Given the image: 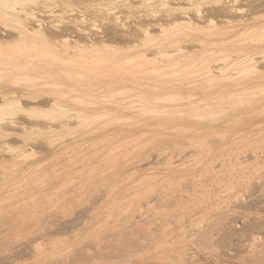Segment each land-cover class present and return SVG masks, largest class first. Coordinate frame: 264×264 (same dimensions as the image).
<instances>
[{"label": "rangeland", "instance_id": "374dc122", "mask_svg": "<svg viewBox=\"0 0 264 264\" xmlns=\"http://www.w3.org/2000/svg\"><path fill=\"white\" fill-rule=\"evenodd\" d=\"M26 1H29L28 5L31 8L29 7L28 11L31 14H35L37 18L44 22L48 23L50 21V25H56L55 27L59 29L73 26L82 27V30L86 29L85 31L88 30L87 32L91 33L105 32L108 43L119 49L121 47V50H124L125 54L123 56L125 58L128 57L130 52L138 53L140 50L139 45H141L142 33L136 26L139 20L141 23L150 24L157 19H161V16L157 17L158 14H156V17H149L152 11L150 7L153 5L154 0ZM30 2L33 6L30 5ZM171 2L174 3H171L172 8L175 7L173 8L174 11L184 10L188 3L187 1L180 3ZM246 2L247 0L234 2L232 10L237 14L233 13V16H236V18L241 17V15L245 17L251 16L254 18L253 23L257 25H253V29L239 28L237 31L227 34V37L225 36L228 39L226 45L230 46L231 49L225 50L223 54H230V56L233 54L234 56L232 55L224 62L223 60L220 61L217 64V72L211 78H204L201 71H198L201 66L196 63L185 62L177 67L171 61L160 63L159 61L161 60H157L154 62L152 59L155 56L150 51L152 54L150 52L147 53V63H137L136 60H131L130 62L129 58L122 61L116 60L117 63L110 68L102 70V74H94L92 72L93 67H91L93 65L87 64L85 66L86 71L84 70L86 76L84 83L86 86L80 92L69 93L64 91L61 82L57 79H53L54 81L52 79L39 81L43 87L41 92L42 100L40 101L44 103H39L40 101H38V107L36 104L23 101L25 107L22 111H19L20 117L27 116L30 119L33 118L32 120H39V124L45 123V126L52 127L50 129L48 127L43 128L44 124L41 126L37 122L38 126L31 125L35 128L32 127L33 129H30L31 126L27 127L29 131L8 128L6 130L7 133L2 131V135H0V137H4H1V139L5 143L0 144L1 147L10 150L8 152L6 150L0 152V264H49L50 261H52L50 264H145V261L149 264L153 262L162 263L159 257L163 253L173 255V259H177L175 261L171 259V263L182 259L184 261L186 256V262L190 259L189 261H196L197 264H264V136L254 138V135L250 134L248 137L247 135L249 134L246 132L250 129L247 115L251 118L258 116V113H260L258 118L264 115V44L255 43L252 45L250 42L254 38L264 39V4H262L264 0H261L257 7L251 9L248 8L249 6ZM44 5L48 6L47 9L44 8ZM49 5L52 7L50 8ZM46 10H48V13ZM0 21H2L1 17ZM70 21L74 22L71 23ZM121 30L126 37L122 35ZM118 31L121 32V35H119ZM150 32V44L159 43L163 39L162 33L157 27L150 28ZM127 33L133 34V37H128ZM172 34L173 30L168 29L166 36H171ZM242 45H247L248 48L246 47L244 52L250 59L255 61V68H251V65L247 62L241 61L242 56L240 54L243 53L237 52L235 48L238 49ZM32 46L26 45V51H30V54H36L42 58L45 56L46 59L49 58L57 62L58 59L43 54L45 51L44 47L37 48ZM126 52L129 53L127 54ZM257 59L259 60L257 61ZM162 60L165 61L166 58ZM125 77L140 81L141 84L150 85L154 88H141V90L134 92L115 91L109 89L108 85L103 88H97L96 86L101 81L106 84L108 79H122ZM95 79H99V82L95 81ZM34 81L27 79L22 82L27 84L37 83V80ZM74 82L72 80V83ZM52 83L55 85L52 86ZM178 83L184 84V87L180 90L172 87ZM240 86L243 88H240ZM51 101L57 102L56 108L51 107L53 106ZM258 105H261L263 109ZM247 106L251 113L243 116L241 114L239 119L237 118L238 115H233L232 117L230 116L231 118L223 119L224 121L220 120L225 114L239 110L245 111ZM250 114L252 116H249ZM242 117H244V121H242ZM231 119L235 120V122H232ZM66 120L68 122L65 127L61 129V127L57 126L58 122ZM228 121L231 122L228 123ZM54 124L55 127L57 126L56 128L53 127ZM192 125L201 126L202 129L182 128ZM221 125L225 126L222 127ZM46 130H49V133ZM62 130L63 132H61ZM198 131L201 132L199 133ZM60 136L61 139H59ZM207 141L209 142L207 143ZM56 142L61 145H57ZM216 142H219V144ZM38 143L40 144L38 145ZM43 143H45V146ZM50 143L55 146L51 152L46 147V144ZM258 145L261 147L260 149ZM207 151L210 152L208 153ZM194 152L197 154H193ZM11 153L15 154V160H12ZM211 153L212 155H210ZM185 154L187 159L184 157ZM188 154L192 157L194 156L193 158L201 154L199 159L204 160L198 161L202 163L203 167L198 161L199 164L196 160L194 162L190 155L191 158L187 156ZM202 154L207 155L202 157ZM245 154L246 157L244 158ZM252 155L253 158H251ZM176 156L180 157L178 159L179 162L176 161L179 164L181 163L180 161H188L185 164L183 161L181 166L178 163L176 165L174 164L176 158H178ZM229 158H234L238 161L229 160ZM13 161H15V167H18L20 162L28 166L32 163L33 167L30 165L29 173H27L28 171L23 172V174L18 171L12 172L10 168L14 165ZM236 162H239L238 165L244 162L241 164L243 168L240 165V169L239 167L235 169L234 166H238ZM209 163L212 166L214 165V167H209ZM230 163H234V166L230 165ZM256 163L259 168L253 166ZM197 164L200 168L202 167L204 174L197 172L199 171L195 169V167L198 168ZM207 164L209 165L207 166ZM224 164L226 165L225 167ZM24 165L20 163V166ZM84 165L89 166V168L81 170L80 168ZM178 165L182 168L184 167V169L179 168ZM205 165L207 168L204 167ZM54 166L58 167L57 170H53L55 169ZM168 166H170L169 169ZM229 166H233L232 170H230L231 168L229 169ZM135 167H138V169H135ZM171 167L176 169L174 168L173 171ZM177 168L180 170H177ZM204 168L210 170L207 172L209 175ZM226 168L227 171H225ZM211 170L214 171V176ZM245 170L248 172H245ZM255 171H258V173ZM229 173L231 175L233 173V175L231 176ZM211 174L213 177H211ZM217 174H220L219 178L215 176ZM204 175L209 176L207 177L208 180ZM32 176L33 178H31ZM191 177L194 179L193 181ZM197 177L200 179L199 182L196 180ZM27 179L29 180L26 181ZM225 180H227L228 184H226ZM40 181L45 185V196L52 198L48 200L47 198L42 199L43 201L11 202V198H15L24 190H28L27 195H33L34 193V195L39 196ZM214 190L215 192H213ZM196 191H200V193ZM175 193V198H182L177 203L168 202L171 204L169 205L164 201L168 197L171 198ZM218 202L220 203L218 204ZM168 215L171 217H168ZM161 221H163V225L160 224ZM227 222L230 224L228 225ZM196 227L202 231L198 238L194 236V232L198 230ZM168 230L170 233H168ZM223 230L225 232L222 233ZM173 232H176V234ZM182 234L190 238L188 240L187 238L184 239ZM179 235H182L183 238ZM174 236H178L182 240L178 237L175 240ZM193 236L195 240H193ZM166 237L170 242L165 241ZM172 238L174 241H171ZM162 241L163 245L167 242L164 249L162 248L163 245H161ZM217 242L221 243L218 244ZM22 243L26 244L23 245ZM17 245L26 248L23 251L24 253L16 254L19 248L18 246V248L16 247L17 250L15 249ZM154 253H158V255H154ZM176 253H180L181 256L179 257L183 258H177L178 254L176 255ZM150 257L153 260L155 259V261L150 260ZM197 257H200L201 261L205 259L206 262L205 260L200 262ZM157 260L158 262H156Z\"/></svg>", "mask_w": 264, "mask_h": 264}, {"label": "bare ground", "instance_id": "6f19581e", "mask_svg": "<svg viewBox=\"0 0 264 264\" xmlns=\"http://www.w3.org/2000/svg\"><path fill=\"white\" fill-rule=\"evenodd\" d=\"M171 1L175 2V3H180L182 1H187V7H185L184 10L180 11H174L173 7L171 6ZM239 0H154L153 5H151V16L149 17H160L161 19H157L156 21L147 24V23H141V21L139 20V22L136 24L138 30L142 33V39L140 40L141 45H139L140 50L138 51V53H132V52H126L127 54L129 53L128 57H124L123 55L124 50H121L116 46H114L111 43H108V38L104 33H91V32H87L85 30H82L79 27H73V26H68V27H64L62 29H59L57 27H55L56 25H50L49 22H44L43 20L37 18V16H35V14H31L30 11H28V8L30 7L29 1L26 0H0V17L2 18V21H0V135L2 131L6 132V130L8 128L11 129H22V130H28V126L31 125H37V122L35 120L30 119L29 117H20V112L22 111L23 108L25 107V103H23V101H28L30 103L36 104V106L39 105V103H42V84H40L39 81H47L49 79H52V81H54L55 79L59 80L61 82L62 88L64 89V91L69 92V93H73V92H80L81 89L84 90L85 88V74H84V70H85V66L87 64H92L93 69L92 72L94 74L100 73L102 74V70L110 68L112 66H114V64H116V60H124L129 58L130 62L131 60H136L137 63H147L148 60V52H152L155 56V58L152 59V61H159L160 63H164V62H170L173 63V65L179 67L182 63L185 62H192V63H196L197 65L201 66L200 70L201 74L203 75L204 78H211L213 76V74H215V72H217L216 68H217V64H219L220 61L223 60L226 61L228 58L232 57V53L230 51V53L232 54L230 56V54H223L225 53V50L227 49H231L230 46L226 45L228 39H226V35L227 34H231V32H235L237 31L239 28H246V29H253V25H257L255 23H253L254 18L253 17H245L242 16L241 17H237L233 16V13H235V11L232 10V5L234 4V2H238ZM35 2V1H34ZM261 2V0H247V4H248V8H255L258 6V4ZM33 3V2H32ZM37 3V2H36ZM39 3V2H38ZM132 3V2H131ZM137 3V2H136ZM46 4V3H45ZM174 4V3H172ZM237 4V3H236ZM264 4V3H262ZM31 5V2H30ZM36 5V4H35ZM55 5V4H54ZM179 5V4H178ZM181 5V4H180ZM33 6V5H31ZM37 6V5H36ZM47 9L48 6L44 5ZM263 6V5H262ZM49 7L51 8L52 6L49 5ZM261 7V6H260ZM31 8V7H30ZM33 8V7H32ZM71 8V7H70ZM134 8V7H133ZM35 9V8H34ZM37 9V8H36ZM39 9V8H38ZM107 9V8H106ZM30 10V9H29ZM32 10V9H31ZM45 10V9H44ZM49 10V9H48ZM48 10L47 13H48ZM235 10V8H234ZM245 10V9H244ZM33 11V10H32ZM38 11V10H37ZM121 11V10H120ZM237 11V10H236ZM241 11V10H240ZM113 12V11H112ZM122 12V11H121ZM33 13V12H32ZM46 13V12H44ZM49 13H51V11H49ZM148 13V14H149ZM83 14V13H82ZM98 14V13H97ZM237 13H235L236 15ZM239 14V12H238ZM47 15V14H46ZM45 15V16H46ZM49 15V14H48ZM145 15V14H144ZM240 15V14H239ZM253 15V14H252ZM41 16V15H40ZM95 16V15H94ZM66 20V19H65ZM145 20V19H144ZM67 22V21H66ZM71 22V21H70ZM74 22V21H72ZM71 22V23H72ZM55 23V22H54ZM64 24V23H63ZM70 24V23H69ZM71 25V24H70ZM74 25V24H73ZM77 26V25H76ZM153 27H157L158 30H160V32L162 33V37L163 39H161L159 41V43L156 44H150V40H151V32H150V28ZM110 28V27H109ZM115 28V27H114ZM262 28V27H260ZM135 29V28H134ZM168 29H172L173 30V34L171 36H166V33L168 32ZM259 29V28H258ZM91 30V29H90ZM89 30V31H90ZM104 30V29H103ZM106 30V29H105ZM112 30V29H110ZM116 30V29H115ZM119 30V29H118ZM113 31V30H112ZM243 31V30H242ZM249 31V30H246ZM245 31V32H246ZM251 31V30H250ZM119 35H121L120 33L123 31L121 30L118 31ZM171 33V32H170ZM240 33V32H239ZM244 33V32H243ZM248 33V32H247ZM255 33V32H254ZM257 33V32H256ZM259 33V32H258ZM115 34V33H114ZM118 34V33H117ZM128 34V37L132 36L133 34ZM118 35V36H119ZM123 36L126 37V35H124V33L122 34ZM251 35V34H250ZM115 36V35H113ZM226 36V37H225ZM244 36V35H243ZM246 36V34H245ZM259 36V35H258ZM117 37V36H115ZM121 38V36H119ZM133 37V36H132ZM235 37V36H234ZM242 37V36H241ZM118 38V37H117ZM124 38V37H122ZM252 38V37H249ZM126 39V38H125ZM128 39V38H127ZM238 39V38H237ZM131 40V39H129ZM233 40V39H232ZM235 40V39H234ZM119 42V41H118ZM123 42V41H122ZM244 42V41H243ZM251 44L254 45L256 44H264V39H251ZM26 45H33L34 47L37 48H45V51L43 52L44 55L47 56H51L54 57L57 60V62L54 60H50L49 58L46 59V57L44 56V58L40 57L39 55L36 54H30L29 52L26 51ZM32 46V47H33ZM232 46V45H231ZM239 46V45H238ZM249 46V45H248ZM259 46V45H258ZM247 45H242L241 47H239L238 49L235 48V50L237 52H242L243 54H240L242 57V62L244 63H248L251 65V68H255L256 66L254 65L255 61L250 59V57H248L246 55V52H244V50H246ZM264 47V46H263ZM248 48V47H247ZM28 49V48H27ZM36 49V48H35ZM34 49V50H35ZM123 49V48H122ZM196 49V50H193ZM33 50V49H32ZM37 50V49H36ZM39 50V49H38ZM43 50V49H42ZM228 51V50H227ZM150 52V53H151ZM248 52V51H247ZM251 52V51H250ZM42 53V52H40ZM149 53V54H150ZM151 53V54H152ZM227 53V52H226ZM171 54V55H170ZM235 54V53H234ZM239 54V53H238ZM250 54V53H249ZM253 54V53H252ZM251 55V54H250ZM234 56V55H233ZM237 57V56H236ZM234 57V58H236ZM163 58H166V60H162ZM253 58V57H252ZM52 59V58H51ZM255 59V57H254ZM259 59H257L258 61ZM128 61V60H127ZM256 61V62H257ZM129 62V63H130ZM133 62V61H132ZM149 62V61H148ZM123 63V62H122ZM127 63V62H126ZM252 63V64H251ZM125 64V63H124ZM128 64V63H127ZM156 64V63H155ZM121 65V64H120ZM130 65V64H129ZM163 65V64H161ZM186 65V64H185ZM249 65V66H250ZM124 66V65H123ZM133 66V65H132ZM137 66V65H136ZM170 66V65H169ZM190 66V65H189ZM219 66V65H218ZM248 66V65H247ZM134 67V66H133ZM138 67V66H137ZM114 68V67H113ZM160 68V67H159ZM165 68V67H163ZM161 68V69H163ZM170 68V67H169ZM132 69V68H131ZM142 70V69H141ZM160 70V69H159ZM86 71V70H85ZM115 71V70H114ZM119 71V70H117ZM89 72V71H88ZM122 72V71H121ZM125 72V71H124ZM128 72V71H127ZM139 72V71H138ZM143 72V71H142ZM157 72V71H156ZM219 73V72H218ZM92 74V73H91ZM118 74V73H117ZM136 74V72H135ZM106 75V73H105ZM196 75V74H195ZM120 76V74H119ZM126 76V75H125ZM133 77V76H132ZM66 78V79H65ZM89 78V77H88ZM135 78V77H134ZM33 80V82H35L34 80H37V83H33V84H27L25 82H22L24 80ZM54 79V80H53ZM143 79V78H142ZM72 80L75 81L74 83H72ZM97 79H95L96 81ZM99 80V79H98ZM97 80V81H98ZM21 81V82H20ZM29 82V81H27ZM50 82V81H49ZM99 82V81H98ZM43 83V82H42ZM48 83V82H47ZM53 84V83H52ZM60 84V83H59ZM41 85V86H40ZM55 84H53L52 86H54ZM105 85H108L109 89L115 90V91H139L141 90V88L144 89H150V88H154L153 86L150 85H143L140 83V81H134L131 78H122V79H108L107 83H103V81L99 82V84H96L97 88H103ZM45 86V85H44ZM95 86V85H92ZM56 87V86H55ZM90 87V86H89ZM174 89L176 90H180L184 87L183 83H178L172 86ZM53 88V87H52ZM240 88H243L240 86ZM245 88V87H244ZM56 89V88H54ZM87 90V89H86ZM90 90V89H89ZM260 90V88H259ZM250 91V90H249ZM132 93V92H131ZM256 93V92H255ZM259 93V92H258ZM67 94V93H66ZM133 94V93H132ZM135 94V93H134ZM142 94V93H141ZM254 94V93H253ZM231 95V94H230ZM259 95V94H257ZM252 96V94H251ZM260 96V95H259ZM226 97V96H224ZM210 98V97H209ZM249 98V97H248ZM252 98V97H251ZM261 98V96H260ZM236 99V98H235ZM209 101H211L210 99H208ZM38 101H40L38 103ZM218 101V100H217ZM233 101V100H232ZM239 101V100H238ZM247 101V100H246ZM53 103V106L56 108L57 107V102L56 101H51ZM260 102V101H259ZM44 103V102H43ZM215 103V102H214ZM223 103V102H222ZM221 103V104H222ZM27 104V103H26ZM196 104V103H194ZM198 104V103H197ZM210 104V102H209ZM238 104V103H237ZM247 104V102H246ZM32 105V104H31ZM45 105V104H44ZM63 105V104H62ZM61 105V106H62ZM191 105V104H189ZM34 106V107H36ZM59 106V105H58ZM94 106V105H92ZM209 106V105H208ZM227 106V105H226ZM232 106V105H231ZM242 106V105H241ZM261 106V105H258ZM33 107V105H32ZM39 107V106H38ZM49 107V106H48ZM47 107V108H48ZM214 107V106H213ZM216 107V106H215ZM243 107V106H242ZM252 107V106H251ZM62 108V107H61ZM191 108V107H189ZM246 108V107H245ZM243 108V109H245ZM257 108V107H256ZM255 108V109H256ZM260 108V107H258ZM262 108V106H261ZM36 109V108H35ZM53 109V108H52ZM193 109V108H192ZM203 109V108H202ZM251 109V108H250ZM263 109V108H262ZM28 110V109H27ZM48 110V109H47ZM51 110V109H50ZM199 110V109H198ZM212 110V109H211ZM214 110V109H213ZM218 110V109H217ZM261 110V109H260ZM259 110V111H260ZM31 111V110H30ZM59 111V110H58ZM179 111V110H178ZM229 111V110H228ZM234 111V110H233ZM248 111V112H247ZM254 111V110H253ZM264 111V110H263ZM262 111V112H263ZM19 112V113H18ZM56 112V111H55ZM212 112V111H211ZM257 112V111H256ZM261 112V111H260ZM25 113V111H24ZM29 113V112H28ZM33 113V112H32ZM40 113V112H39ZM45 113V112H44ZM70 113V112H69ZM81 113V112H80ZM188 113H190L188 111ZM224 113V112H223ZM237 113V114H235ZM251 113V110L245 109V111H236L234 113H228L225 114L220 120L222 121L223 119H227L228 117L231 118L233 115H238V119L239 116H243L244 114H249ZM254 113V112H253ZM264 113V112H263ZM23 114V113H21ZM47 114V113H46ZM181 114V113H180ZM212 114V113H211ZM256 114V113H255ZM28 115V114H27ZM61 115V114H60ZM187 115V114H186ZM216 115V114H215ZM260 115V113H258V116L255 117H248V115L246 116L248 118V126H250L249 130L246 131L249 135H247L248 137L250 136V134L254 135V138L257 137H263L264 136V115L260 118H258ZM32 116V115H31ZM39 116V115H38ZM193 116V114H192ZM231 116V117H230ZM240 116V118H241ZM249 116H252L251 114ZM70 117V116H69ZM76 117V116H75ZM79 117V116H78ZM235 117V116H234ZM72 118V117H71ZM196 118V117H195ZM201 118V117H200ZM244 117H242V121ZM50 119V118H49ZM70 119V118H68ZM93 119V118H92ZM96 119V118H95ZM203 119V118H202ZM201 119V120H202ZM71 120V119H70ZM69 120V121H70ZM102 120V119H101ZM124 120V119H123ZM129 120V119H128ZM174 120V119H173ZM193 120V119H192ZM216 120V119H215ZM232 120V119H231ZM87 121V120H86ZM120 121V120H119ZM197 121H199V119H197ZM224 121V120H223ZM40 122V121H39ZM38 122V124H39ZM42 122V121H41ZM45 122V121H44ZM58 122V121H57ZM68 122V120L66 121H60L58 122V127H65V125H67L66 123ZM226 122V121H225ZM231 121H228V123ZM232 122H235V120ZM238 122V121H237ZM241 122V121H240ZM247 122V121H246ZM98 123V122H97ZM203 123V122H202ZM222 123V122H221ZM227 123V122H226ZM245 123V122H244ZM26 124H30V125H26ZM43 128L48 127L49 129L52 126H45V123ZM42 124L40 123L39 125L42 126ZM49 124V123H48ZM47 124V125H48ZM51 124V123H50ZM88 124V123H87ZM138 124V123H137ZM218 124V123H217ZM237 124V123H236ZM26 125V127H25ZM129 125V124H128ZM212 125V124H211ZM227 125V124H226ZM229 125V124H228ZM38 126V125H37ZM56 126V127H57ZM139 126V125H138ZM210 126V125H209ZM222 127H224L223 125H221ZM246 125V127H248ZM28 127V128H27ZM33 126L30 127V129ZM55 127V124L54 126ZM55 127V128H56ZM67 127V126H66ZM83 127V126H82ZM86 127V126H85ZM91 127V126H90ZM194 128L195 130H200L202 129L201 126H197V125H192V126H188V127H182V128ZM245 127V126H243ZM242 127V128H243ZM27 128V129H26ZM35 128V127H33ZM32 128V129H33ZM54 128V129H55ZM73 128V127H72ZM168 128V127H167ZM191 128V129H192ZM214 128V127H213ZM226 128V127H225ZM10 129V130H11ZM47 129V128H46ZM59 129V130H61ZM66 129V128H65ZM81 129V128H80ZM89 129V127H88ZM99 129V128H98ZM164 129V128H163ZM21 130V131H22ZM56 130V129H55ZM54 130V131H55ZM58 130V129H57ZM241 130V129H240ZM247 130V129H246ZM18 131V130H17ZM29 131V130H28ZM41 131V130H40ZM49 133V130H46ZM71 131V130H70ZM186 131V130H185ZM225 131V130H224ZM26 132V131H25ZM58 132V131H57ZM63 132V130L61 131ZM65 132V131H64ZM199 132V131H198ZM201 132V131H200ZM199 132V133H200ZM7 133V132H6ZM39 133V132H38ZM60 133V132H59ZM68 133V132H67ZM113 133V132H112ZM119 133V132H118ZM166 133V132H165ZM183 133V132H182ZM198 133V134H199ZM238 133V132H237ZM5 134V133H4ZM9 134V133H8ZM55 134V133H53ZM58 134V133H57ZM69 134V133H68ZM74 134V133H71ZM91 134V133H90ZM164 134V133H163ZM185 134V133H184ZM189 134V132H188ZM241 134V133H240ZM245 134V133H244ZM7 135V134H6ZM10 135V134H9ZM52 135V134H51ZM62 135V134H61ZM87 135V134H86ZM89 135V134H88ZM118 135V134H117ZM179 135V134H178ZM224 135V134H223ZM228 135V134H227ZM230 135V134H229ZM246 135V134H245ZM65 136V135H64ZM135 136V135H134ZM2 138H4L3 136H1ZM0 137V144H5ZM6 137V136H5ZM53 137V135H52ZM82 137V136H81ZM80 137V138H81ZM129 137V136H128ZM143 137V136H142ZM163 137V136H162ZM218 137V136H217ZM222 137V136H221ZM225 137V136H224ZM49 138V137H48ZM54 138V137H53ZM66 138V137H65ZM76 138V137H75ZM79 138V139H80ZM168 138V137H167ZM173 138V137H172ZM253 138V136H252ZM52 139V138H51ZM50 139V140H51ZM59 139H61V136L59 137ZM136 139V138H135ZM157 139V138H155ZM160 139V138H159ZM174 139V138H173ZM224 139V138H223ZM228 139V138H227ZM260 139V138H258ZM257 139V140H258ZM54 140V139H53ZM164 140V139H163ZM208 140V139H207ZM219 140V139H218ZM238 140V139H237ZM264 140V139H263ZM5 141V140H4ZM26 141V140H25ZM33 141V140H32ZM30 141V142H32ZM44 141V140H42ZM111 141V140H110ZM188 141V140H187ZM186 141V142H187ZM206 141V140H203ZM210 141V140H209ZM207 141V143L209 142ZM250 141V140H249ZM8 142V141H5ZM28 142V141H27ZM34 142V141H33ZM51 142V141H50ZM65 142V141H64ZM165 142V141H164ZM193 142V141H192ZM201 142V141H200ZM212 142V141H211ZM225 142V141H224ZM254 142V141H253ZM261 142V141H260ZM57 143V142H56ZM55 143V145H56ZM180 143V142H179ZM183 143V142H182ZM185 143V142H184ZM198 143V142H197ZM214 143V142H212ZM219 144V142H216ZM233 143V142H232ZM237 143V142H236ZM235 143V144H236ZM249 143V142H248ZM27 144V143H26ZM40 143H38L39 145ZM42 144V143H41ZM45 143H43L44 145ZM50 144H46V147L48 148L47 150H50V152L52 150H54L55 146ZM54 144V143H53ZM60 143H57V145ZM63 144V143H62ZM67 144V143H66ZM65 144V146H66ZM71 144V143H70ZM181 144V143H180ZM188 144V143H187ZM203 144V143H202ZM211 144V143H210ZM221 144V142H220ZM239 144V143H238ZM0 145V152L2 151H10L8 150V148L5 147H1ZM8 145V144H7ZM23 145V143H22ZM42 145V147H43ZM61 145V144H60ZM148 145V144H147ZM178 145V144H177ZM185 145V144H184ZM196 145V144H195ZM212 145V144H211ZM216 145V144H215ZM214 145V146H215ZM253 145V144H252ZM11 146V145H10ZM45 146V145H44ZM85 146V145H84ZM96 146V145H95ZM180 146V145H179ZM203 146H205V144H203ZM259 146V145H258ZM257 146V147H258ZM29 147V146H28ZM44 147V148H46ZM117 147V146H116ZM160 147V145H159ZM186 147V146H185ZM197 147V146H196ZM226 147V146H225ZM240 147V145H239ZM254 147V146H252ZM256 147V144H255ZM254 147V148H255ZM264 147V146H263ZM31 148V147H30ZM42 148V149H44ZM59 148V147H58ZM118 148V147H117ZM125 148V147H124ZM139 148V147H138ZM151 148V147H150ZM190 148V147H189ZM227 148V147H226ZM231 148V147H230ZM261 147L259 146V149ZM10 149V148H9ZM13 149V148H12ZM11 149V150H12ZM32 149V148H31ZM41 149V148H40ZM92 149V148H91ZM177 149V148H176ZM186 149V148H185ZM258 149V150H259ZM60 150V149H59ZM62 150V149H61ZM201 150V149H200ZM214 150V149H213ZM226 150V149H225ZM241 150V149H240ZM262 150V149H261ZM13 151V150H12ZM33 151V150H32ZM57 151V149H56ZM141 151V150H140ZM194 151V150H191ZM18 152V151H17ZM37 152V151H36ZM158 152V151H157ZM198 152V151H197ZM205 152V151H203ZM208 152V151H207ZM210 152V151H209ZM208 152V153H209ZM253 152V150H252ZM260 152V151H259ZM6 153V152H5ZM15 153V152H14ZM11 153L12 156V160L16 159L15 158V154ZM21 153V152H20ZM26 153V152H25ZM24 153V155H25ZM101 153V152H100ZM199 153V152H198ZM202 153V152H201ZM206 153V152H205ZM213 153V152H212ZM212 153L210 155H212ZM239 153V152H238ZM249 153V152H248ZM255 153V152H253ZM262 153V152H261ZM10 154V153H9ZM19 154V153H18ZM17 154L18 157H20ZM37 154V153H36ZM66 154V153H65ZM129 154V153H128ZM136 154V153H135ZM152 154V153H151ZM166 154V153H165ZM193 154H197V153H193ZM192 154V155H193ZM230 154V152H229ZM32 155V154H31ZM55 155V154H54ZM190 154H188L187 156H189ZM201 155V154H200ZM199 155V156H200ZM203 155V154H202ZM207 155V154H206ZM206 155H203L202 157H206ZM215 155V154H214ZM223 155V154H222ZM221 155V156H222ZM235 155V154H234ZM249 155V154H248ZM256 155V154H255ZM262 155V154H261ZM30 156V155H29ZM131 156V155H130ZM186 156V154L184 155V157ZM191 156V155H190ZM189 156V157H190ZM199 156H195L196 158H192L194 159V162L196 160V162L199 161H203L204 159H199ZM220 156V155H219ZM251 156V154H250ZM23 157V156H22ZM155 157V156H154ZM178 157V156H176ZM183 157V156H182ZM190 157V158H191ZM212 157V156H211ZM234 157V156H233ZM239 157V156H238ZM246 157V154L244 156V158ZM58 158V156H57ZM86 158V157H85ZM88 158V157H87ZM96 158V157H95ZM187 159V157H185ZM184 158V159H185ZM201 158V156H200ZM208 158V156H207ZM225 158V157H224ZM237 158V157H234ZM233 158V159H234ZM253 158V155L252 157ZM258 158H260L258 156ZM20 159V158H19ZM145 159V158H144ZM153 159V158H152ZM166 159V158H165ZM164 159V160H165ZM173 159V157H172ZM175 159V158H174ZM178 159H180V157L176 158L174 164L177 165V163L179 162ZM183 159V158H182ZM181 159V160H182ZM185 159V160H186ZM193 159H191L193 161ZM223 159V158H222ZM231 158H229L230 160ZM231 159V160H233ZM239 159V158H238ZM249 159V157H248ZM257 159V158H256ZM255 159V160H256ZM34 160V159H33ZM75 160V159H74ZM261 160V159H260ZM264 160V159H263ZM262 160V161H263ZM18 161V160H17ZM23 161V160H22ZM68 161V160H67ZM135 161V160H134ZM167 161V160H166ZM178 161V162H176ZM184 161V160H183ZM179 164L180 166L183 165L182 162ZM188 161V160H187ZM184 161V164L185 162ZM198 161V162H199ZM225 161V160H224ZM228 161V160H227ZM234 161H238L236 159H234ZM244 161V159H243ZM250 161V160H249ZM253 161V160H251ZM15 161H13L14 163ZM24 162V161H23ZM77 162V161H76ZM99 162V161H98ZM197 162V163H198ZM205 162V161H204ZM207 162V161H206ZM214 162V161H212ZM233 162V161H231ZM240 162V161H239ZM239 162H236L237 165ZM248 162V161H247ZM254 162V161H253ZM257 162V161H255ZM260 162V161H259ZM19 163V162H18ZM21 165H24V163L20 162ZM19 166L15 167V163L14 165L11 166L10 171L12 172H23L25 173L26 171H28L27 173H29V170L31 168V166L33 167V165H24V166ZM140 163V162H139ZM171 163V162H170ZM200 163V162H199ZM198 163V164H199ZM225 163V162H224ZM244 163V162H242ZM241 163V164H242ZM28 164V163H27ZM159 164V163H158ZM173 164V163H171ZM196 164V163H195ZM197 164V165H198ZM202 163H200L201 165ZM210 164V163H209ZM207 164V166L209 165ZM227 164V162H226ZM229 164V162H228ZM233 165L234 163H230V165ZM240 164V165H241ZM264 164V163H263ZM7 165V164H6ZM11 165V164H10ZM58 165V164H57ZM143 165V164H142ZM178 165L179 168H182ZM238 166H234V168L236 169ZM246 165V164H245ZM253 165V164H252ZM257 163L253 166H256ZM258 165H260L258 163ZM4 166V165H3ZM139 166V165H138ZM149 166V165H148ZM152 166V165H151ZM203 167V165H201ZM212 166L211 164L209 165V167ZM221 166V165H220ZM226 165L224 164V167ZM233 166H229V169L232 170ZM5 167V166H4ZM36 167V166H35ZM55 169L53 170H57L58 167L54 166ZM130 167V166H129ZM143 167V166H142ZM170 166H168L169 169ZM202 167L200 168V166L198 165V168L195 167L196 170H199L197 172H199L200 174L204 172L202 171ZM206 167V165L204 166ZM208 167V168H209ZM214 167V165L212 166ZM241 167L243 168V166L241 165ZM251 167V166H249ZM257 168H259V166H256ZM89 166L84 165L82 166L80 169L84 170V169H88ZM138 169V167H135V169ZM141 168V167H140ZM145 168V167H144ZM175 167H171V169L173 170ZM177 168V170L179 169ZM193 168V167H192ZM190 168V169H192ZM200 168V169H199ZM207 168V167H206ZM206 168H204L207 172H209L210 170H207ZM221 169L223 167H220ZM248 169V167H246ZM74 169V168H73ZM152 169V168H151ZM160 169V168H159ZM176 169V168H175ZM184 169V167L182 168ZM189 169V170H190ZM224 169V168H223ZM234 169V170H235ZM238 169V168H237ZM240 169V167H239ZM252 169V168H250ZM249 169V170H250ZM256 169V168H255ZM263 169V168H262ZM32 170V169H31ZM35 170V169H34ZM33 170V171H34ZM180 170V169H179ZM259 170V169H258ZM264 170V169H263ZM263 170H261L263 172ZM45 171V170H44ZM174 171V170H173ZM186 171V170H184ZM201 171V172H200ZM227 171V168L226 170ZM229 171V170H228ZM243 171V170H241ZM153 172V171H152ZM183 172V171H182ZM195 172V171H193ZM214 171L211 170V173H213ZM236 172V171H235ZM238 172V171H237ZM240 172V171H239ZM245 172H248L245 170ZM252 172V170H251ZM258 173V171H255ZM260 172V171H259ZM34 173V172H33ZM32 173V174H33ZM89 173V172H88ZM180 173V172H179ZM205 173V175H206ZM243 173V172H241ZM15 174V173H13ZM17 174V173H16ZM31 174V173H30ZM81 174V173H80ZM178 174V172H177ZM202 174V175H203ZM208 174V173H207ZM225 174V173H224ZM230 174V173H229ZM246 174V173H245ZM249 174V173H248ZM247 174V175H248ZM196 175V174H195ZM198 175V174H197ZM204 175V176H205ZM209 175V174H208ZM205 176L206 179L209 176ZM222 175V174H221ZM231 175V174H230ZM233 175V173H232ZM231 175V176H232ZM243 175V174H242ZM250 175V174H249ZM256 175V174H255ZM264 175V174H263ZM3 176V175H2ZM8 176V175H7ZM6 176V177H7ZM19 176V175H18ZM35 176V174H34ZM54 176V175H53ZM52 176V177H53ZM186 176V175H185ZM201 176V175H200ZM214 176V173H213ZM211 174V177H213ZM216 177L220 176V174L215 175ZM226 176V175H225ZM251 176V175H250ZM258 176V175H257ZM11 177V176H10ZM21 177V176H20ZM176 177V176H175ZM178 177V176H177ZM194 177V176H193ZM199 177V176H198ZM197 182L200 181V179ZM202 177V176H201ZM204 177V179H205ZM222 177V176H221ZM236 177V176H235ZM234 177V178H235ZM28 178V177H26ZM30 178V177H29ZM33 178V176L31 177ZM39 178V177H38ZM156 178V177H155ZM169 178V177H168ZM167 178V179H168ZM185 178V177H184ZM192 178V177H191ZM200 178V177H199ZM215 178V177H214ZM213 178V179H214ZM231 178V179H234ZM165 179V178H164ZM183 179V178H182ZM187 179V178H186ZM202 179V178H201ZM230 179V178H229ZM29 179H27L26 181H28ZM60 180V179H59ZM152 180V179H151ZM162 180V179H161ZM170 180V179H169ZM176 180V179H175ZM184 180V179H183ZM192 181L194 180L193 178L191 179ZM195 180V181H196ZM208 180V179H207ZM235 180V179H234ZM33 181V180H32ZM117 181V180H116ZM156 181V180H155ZM181 181V180H180ZM206 181V180H205ZM210 181V180H209ZM226 184L227 183V180ZM232 181V180H231ZM230 181V183H231ZM30 182V181H29ZM185 182V181H184ZM207 182V181H206ZM215 182V181H214ZM219 182V181H218ZM234 182V181H233ZM247 182V181H246ZM255 182V181H254ZM259 182V181H258ZM25 183V182H24ZM28 183V182H27ZM35 183V182H34ZM39 183V182H38ZM180 183V182H179ZM196 183V182H195ZM243 183V182H242ZM26 184V183H25ZM37 184V183H36ZM40 189L38 191V193L40 194L39 196L34 195H27L28 190H24L22 193H20L18 196H16L15 198H11V202H26V201H43L42 199L47 198L50 199L52 197H46L45 196V185L42 184V181H40ZM143 184V183H142ZM169 184V183H168ZM176 184V183H175ZM178 184V183H177ZM186 184V183H185ZM210 184V183H209ZM221 184V183H220ZM247 184V183H246ZM258 184V183H257ZM171 185V184H170ZM196 185V184H195ZM201 185V184H200ZM203 185V184H202ZM213 185V184H212ZM230 185V184H229ZM232 185V184H231ZM237 185V184H236ZM260 185V184H259ZM32 186L35 187V185L32 184ZM37 186V185H36ZM167 186V185H166ZM179 186V185H178ZM190 186V184H189ZM207 186V185H206ZM234 186V185H233ZM246 186V185H245ZM165 187V186H164ZM163 187V188H164ZM180 187V186H179ZM186 187V186H185ZM217 187V186H216ZM240 187V186H238ZM154 188V187H153ZM187 188V187H186ZM208 188V187H207ZM227 188V187H226ZM258 188V187H257ZM26 189V188H25ZM218 189V188H217ZM221 189V188H220ZM228 189V188H227ZM236 189V188H235ZM252 189V188H251ZM255 189V188H254ZM33 190V189H32ZM162 190V189H161ZM170 190V189H169ZM231 190V189H230ZM239 190V189H238ZM259 190V189H258ZM55 191V190H54ZM140 191V190H139ZM179 191V190H178ZM183 191V190H182ZM36 192V191H35ZM198 192V191H196ZM215 192V190L213 191ZM212 192V193H213ZM219 192V190H218ZM232 192V191H231ZM239 192V191H238ZM248 192V191H247ZM254 192V191H253ZM37 193V194H38ZM165 193V192H164ZM170 193V192H169ZM183 193V192H182ZM200 193V191L198 192ZM237 193V192H236ZM245 193V192H244ZM5 194V193H4ZM26 194V195H25ZM144 194V193H143ZM173 194V192H172ZM171 194V195H172ZM214 194V193H213ZM238 194V193H237ZM175 195V196H174ZM170 197H168L166 200L167 203L168 202H174L177 203L179 200L181 199H177L176 197V193ZM182 195V194H181ZM250 195V194H249ZM180 196V195H179ZM200 196V195H199ZM202 196V195H201ZM222 196V195H221ZM232 196V194H231ZM184 197V196H182ZM206 197V196H205ZM204 197V198H205ZM154 198V197H153ZM165 199V197H163ZM209 198V197H208ZM94 199V198H93ZM213 199V198H212ZM250 199V198H249ZM253 199V198H252ZM152 200V199H151ZM159 200V199H158ZM204 200V199H203ZM146 201V200H145ZM164 201L162 200V202L164 203ZM200 201V199H199ZM207 201V200H205ZM225 201V200H224ZM252 201V200H251ZM147 202V201H146ZM165 202V203H166ZM196 202V201H195ZM43 203V202H42ZM186 203V202H185ZM197 203V202H196ZM201 203V202H200ZM220 202H218L219 204ZM234 203V202H233ZM148 204V203H147ZM162 204V203H161ZM169 204V203H168ZM192 204V203H191ZM214 204V203H213ZM252 204V203H251ZM27 205V204H26ZM164 205V204H163ZM171 205V204H169ZM215 205V204H214ZM250 205V204H249ZM255 205V204H254ZM262 205V204H261ZM47 206V205H46ZM151 206V205H150ZM178 206V205H177ZM181 206V205H180ZM187 206V204H186ZM231 206V205H230ZM163 207V206H161ZM167 207V206H166ZM175 207V206H174ZM173 207V208H174ZM190 207V206H189ZM30 208V207H29ZM145 208V207H144ZM176 208V207H175ZM179 208V207H178ZM213 208V207H212ZM217 208V207H215ZM228 208H230L228 206ZM249 208V207H248ZM171 209V208H170ZM225 209V208H224ZM231 209V208H230ZM238 209V208H237ZM254 209V208H253ZM149 210V209H148ZM164 210V209H163ZM162 210V211H163ZM178 210V209H177ZM193 210V209H192ZM202 210V209H201ZM212 210V209H211ZM210 210V211H211ZM214 210V209H213ZM8 211V210H7ZM160 211V210H159ZM181 211V209H180ZM230 211V210H229ZM254 211V210H253ZM165 212V211H164ZM212 212V211H211ZM210 212V214H211ZM233 212V211H232ZM9 213V212H8ZM167 213V212H166ZM185 213V212H184ZM194 213V212H191ZM205 213V212H204ZM208 213V212H207ZM221 213V212H220ZM226 213V212H224ZM145 214V213H144ZM165 214V213H164ZM190 214V213H188ZM197 214V213H196ZM83 215V214H82ZM170 215H172L170 213ZM202 215V214H201ZM138 216V215H137ZM173 216V215H172ZM175 216V215H174ZM186 216V214H185ZM191 216V215H189ZM208 216V215H207ZM168 217H171L168 215ZM173 218V217H172ZM183 218V217H182ZM187 218V217H186ZM185 218V219H186ZM196 218V217H195ZM212 218V217H211ZM229 218V217H228ZM161 219V218H160ZM170 219V218H169ZM209 219V218H208ZM207 219V220H208ZM213 219V218H212ZM219 219V218H218ZM225 219V218H224ZM18 220V219H16ZM174 220V219H173ZM178 220V219H176ZM183 220V219H182ZM189 220V219H188ZM202 220V218H201ZM210 220V219H209ZM164 221V220H163ZM163 221H161L160 224L163 223ZM191 221V220H190ZM222 221V220H221ZM224 221V220H223ZM233 221V220H232ZM134 222V221H133ZM169 222V221H168ZM183 222V221H182ZM159 223V222H157ZM228 223V222H227ZM231 223V221H230ZM228 223V225L230 224ZM183 224V223H182ZM208 224V223H207ZM219 224V223H218ZM264 224V222H263ZM163 225V224H162ZM180 225V224H179ZM189 225V224H188ZM214 225V223H213ZM130 226V225H129ZM172 226V225H171ZM194 226V225H192ZM225 226V225H224ZM25 227V226H24ZM168 227V226H167ZM190 227V226H189ZM212 227V226H211ZM175 228V227H174ZM197 228V227H196ZM257 228V227H256ZM19 229V228H18ZM66 229V228H65ZM198 229V228H197ZM202 229V228H201ZM253 229V228H251ZM163 230V229H162ZM167 230V229H166ZM165 230V231H166ZM186 230V229H185ZM225 230V229H224ZM222 231L225 232V231ZM169 231V230H168ZM173 231V230H172ZM176 231V230H174ZM191 231V230H190ZM162 232V231H161ZM157 233V232H156ZM165 233V232H164ZM170 233V231L168 232ZM167 233V234H168ZM174 233V232H173ZM186 233V232H185ZM184 233V234H185ZM189 233V232H188ZM202 231L200 229L196 230L194 232V236L195 237H200ZM241 233V232H240ZM142 234V233H141ZM145 234V233H144ZM166 234V235H167ZM176 234V232L174 233ZM178 235V233H177ZM183 235V234H182ZM182 235H179L180 237ZM184 236V235H183ZM182 236V238H183ZM192 237L193 240H195V237ZM232 236V235H231ZM164 237V236H163ZM175 240L176 237L178 236H174ZM173 237V238H174ZM180 237H178L180 239ZM161 238V237H160ZM159 238V239H160ZM165 238V237H164ZM167 238V237H166ZM172 238V239H173ZM182 238L180 240H182ZM190 238L187 236H184V239ZM212 238V237H211ZM156 239V238H155ZM163 239V238H162ZM170 239V238H169ZM171 241H174V239ZM201 239V238H200ZM217 239V238H216ZM124 240V239H123ZM167 240V242L170 240L165 239V241ZM191 240V241H193ZM197 240V239H196ZM133 241V240H132ZM164 241V242H165ZM186 241V240H185ZM201 241V240H200ZM135 242V241H134ZM150 242V241H149ZM165 242V243H167ZM182 242V241H181ZM3 243V242H2ZM31 243V242H30ZM51 243V242H50ZM160 243V242H159ZM163 245V241H162V248L164 249V247L167 245ZM172 243V242H171ZM169 243V244H171ZM197 243V242H196ZM218 243V242H217ZM221 243V242H219ZM218 243V244H219ZM23 245L26 243H22ZM20 244V245H22ZM29 244V243H28ZM66 244V243H65ZM22 245V246H23ZM123 245V244H122ZM188 245V244H186ZM195 245V244H194ZM19 245L15 246V249L17 250ZM169 246V245H168ZM193 246V245H191ZM214 246V245H213ZM17 247V248H16ZM30 247V246H29ZM56 247V246H55ZM159 247V246H158ZM133 248V247H132ZM160 248V247H159ZM195 248V247H194ZM26 248L19 246L18 248V254H21L20 252L24 253L23 251ZM31 249V248H29ZM28 249V250H29ZM42 249V248H41ZM190 249V248H189ZM15 250V251H16ZM166 250V248H165ZM146 251V250H145ZM164 251V250H163ZM162 251V252H163ZM176 251V250H175ZM169 252V251H168ZM172 252V251H171ZM27 253V250H26ZM159 253V252H158ZM158 253H156L158 255ZM15 254V255H16ZM154 253V255H156ZM175 254V253H174ZM178 253H176L177 255ZM191 254V253H190ZM190 254H188L190 256ZM24 255V254H23ZM41 255V254H40ZM141 255V254H140ZM153 255V254H152ZM185 255V254H184ZM128 256V255H127ZM179 256L180 253L178 254L177 258H180ZM183 256V255H182ZM197 256V255H196ZM44 257V256H43ZM153 257V256H151ZM150 257V260H153V258ZM157 257V256H156ZM155 257V258H156ZM1 258V257H0ZM8 258V257H7ZM160 262L162 263H155L153 261H155V259L152 261L154 264H195L196 261H189L187 258V262H186V256L184 257L185 260L183 261V257H181L178 262H174L177 259H173V255L171 256L170 254L168 255V253H163L162 255H160ZM198 258V257H197ZM17 259V258H16ZM158 259V257H157ZM174 260L172 261L173 263H171L170 260ZM192 259V257H191ZM200 259V257L198 258V260ZM203 259V258H202ZM49 260V259H48ZM197 260V261H198ZM205 260V259H203ZM202 260V261H203ZM50 261V260H49ZM132 261V260H131ZM149 262V260H147ZM200 259V262H202ZM48 262V261H46ZM52 262V261H50ZM49 262V264H50ZM158 262V260L156 261ZM165 262V263H163ZM206 262V260H205ZM153 263H149V264H153ZM199 263V262H198ZM14 264V263H13ZM35 264V263H34ZM48 264V263H47ZM52 264V263H51ZM145 264H147V262L145 261ZM197 264V262H196ZM200 264V263H199ZM218 264V263H217Z\"/></svg>", "mask_w": 264, "mask_h": 264}]
</instances>
